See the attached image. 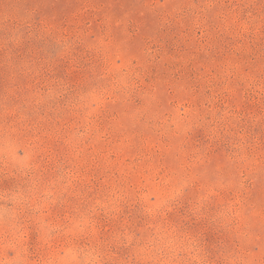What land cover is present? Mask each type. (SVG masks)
Returning <instances> with one entry per match:
<instances>
[{
	"label": "rangeland",
	"instance_id": "obj_1",
	"mask_svg": "<svg viewBox=\"0 0 264 264\" xmlns=\"http://www.w3.org/2000/svg\"><path fill=\"white\" fill-rule=\"evenodd\" d=\"M0 264H264V0H0Z\"/></svg>",
	"mask_w": 264,
	"mask_h": 264
}]
</instances>
